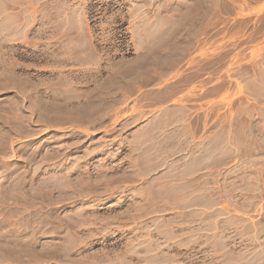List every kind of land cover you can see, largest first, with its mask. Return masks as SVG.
Masks as SVG:
<instances>
[{
  "label": "rangeland",
  "instance_id": "obj_1",
  "mask_svg": "<svg viewBox=\"0 0 264 264\" xmlns=\"http://www.w3.org/2000/svg\"><path fill=\"white\" fill-rule=\"evenodd\" d=\"M78 25L101 63L50 68L67 50L49 44ZM53 107L80 121L49 129ZM32 110L42 134L22 140ZM215 126L250 166L212 172L264 173V0H0V264L111 250L115 224L143 217L114 206L170 196L120 187L179 173Z\"/></svg>",
  "mask_w": 264,
  "mask_h": 264
},
{
  "label": "crops",
  "instance_id": "obj_2",
  "mask_svg": "<svg viewBox=\"0 0 264 264\" xmlns=\"http://www.w3.org/2000/svg\"><path fill=\"white\" fill-rule=\"evenodd\" d=\"M77 27L63 30L58 40L49 44L67 50L60 60L65 64L50 68H87L101 63L91 36ZM27 38L28 33L13 37L19 41ZM60 110L63 115H58L56 107L50 109L45 121L49 129L75 126L80 121L71 107ZM30 113L32 116L24 115L25 132H15L22 140L42 134L40 124L31 120H40V113ZM202 130L199 137L189 142L185 139L189 148L183 151L179 173L147 174L139 184L120 187L128 193L152 187L160 193L169 192V200L140 207L114 206L115 212L128 213L131 219L139 212L143 217L115 224L111 250L84 253L83 248L73 256V264H264V173L260 169L257 173L212 172L247 169L250 162L231 146L229 129L215 126Z\"/></svg>",
  "mask_w": 264,
  "mask_h": 264
}]
</instances>
